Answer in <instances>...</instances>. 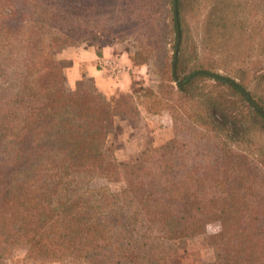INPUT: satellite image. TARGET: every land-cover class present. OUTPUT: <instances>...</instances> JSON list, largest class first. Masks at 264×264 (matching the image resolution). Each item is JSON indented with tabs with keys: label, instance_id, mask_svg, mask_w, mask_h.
<instances>
[{
	"label": "trees",
	"instance_id": "obj_1",
	"mask_svg": "<svg viewBox=\"0 0 264 264\" xmlns=\"http://www.w3.org/2000/svg\"><path fill=\"white\" fill-rule=\"evenodd\" d=\"M192 24L215 48L244 27L232 0H0V242L24 246L26 264H163L165 245H190L212 222L207 264H264V96L243 67L232 75L205 63ZM100 34L108 44L132 37L136 65L161 51L159 91L139 89L179 107L191 138L119 161L108 135L117 117L139 115L137 99L107 98L85 75L68 89L53 58ZM97 177L120 190L93 196ZM179 261L202 258L193 246L170 264Z\"/></svg>",
	"mask_w": 264,
	"mask_h": 264
},
{
	"label": "rangeland",
	"instance_id": "obj_2",
	"mask_svg": "<svg viewBox=\"0 0 264 264\" xmlns=\"http://www.w3.org/2000/svg\"><path fill=\"white\" fill-rule=\"evenodd\" d=\"M239 4V14L243 16L244 27L233 34V37L222 40V44L215 48V38L212 46L205 47L203 34L200 28L194 27V34L198 50L202 60L205 63L217 65L222 73H232L237 75L240 73L239 68L243 67L242 73L245 81L256 92L264 96V5L262 0H232ZM137 7V5H136ZM157 10V15H161V9L155 5L150 8ZM191 23L196 24L193 20L196 16L191 15ZM158 17L154 19L156 24L159 23ZM228 39V40H227ZM110 38L107 34H100L99 38L92 44L95 46H112L115 50H122L128 56L130 61L135 66L144 67L146 74L143 78H133L131 88L129 90H117L110 94L102 93L95 86L91 78H87L88 83L105 97L110 98L113 95L123 93H132L137 99L139 105V115L134 118L117 117L116 129L108 135L107 145L110 150L115 153L119 161H129L135 157L142 149L146 147L160 146L174 137L191 138L194 134L193 128L189 123L187 115L177 106H170L168 109L161 108L158 103L153 102L154 98L145 95L144 91L139 87H146L153 91H159L160 77L157 73L156 64L152 60H158L157 57L161 51L157 49L152 50L151 63L149 64H135L133 62L132 54L137 50L136 41L133 38L119 39L108 44ZM87 42H80L73 46H82ZM153 45V44H152ZM155 45V44H154ZM70 47V46H67ZM65 47V48H67ZM63 48L55 50L53 58L58 61L59 66L63 68L65 75V83L68 89H74L76 82H71L67 78V65L69 60H59L57 52ZM162 57V54L160 55ZM221 65V66H219ZM80 80V79H79ZM217 96L222 101L223 106L231 108L234 106V98L228 94L221 93L222 90L216 87ZM122 183L111 182L104 178L97 177L89 183L91 193L97 197L101 194L117 192L120 190ZM93 206V201H90ZM113 214H117V218H121L126 213V209L118 208L113 210ZM114 216V215H113ZM115 217V216H114ZM220 228L219 223H209L203 232L193 239L190 245L186 243H173L165 245L164 252L165 263L170 264V260L176 256L183 254L184 248L191 249L195 246L198 249L202 262L200 264L209 263L214 257V250L208 247L207 242L212 233H215ZM194 243V244H193ZM193 244V245H192ZM176 250V255H171V250ZM25 254V247L22 245L9 246L0 242V264H26L23 260ZM59 264V263H49ZM177 264V262H175ZM179 264H183L179 261Z\"/></svg>",
	"mask_w": 264,
	"mask_h": 264
},
{
	"label": "crops",
	"instance_id": "obj_3",
	"mask_svg": "<svg viewBox=\"0 0 264 264\" xmlns=\"http://www.w3.org/2000/svg\"><path fill=\"white\" fill-rule=\"evenodd\" d=\"M57 58L70 61L66 70L69 81L76 82L85 75L105 94L129 90L135 76L143 78V74H146L144 67L135 66L125 52L115 50L110 45L102 48L70 46L59 50ZM106 60L110 63L104 65Z\"/></svg>",
	"mask_w": 264,
	"mask_h": 264
},
{
	"label": "built area",
	"instance_id": "obj_4",
	"mask_svg": "<svg viewBox=\"0 0 264 264\" xmlns=\"http://www.w3.org/2000/svg\"><path fill=\"white\" fill-rule=\"evenodd\" d=\"M110 62H108V60L104 61V65L109 64Z\"/></svg>",
	"mask_w": 264,
	"mask_h": 264
}]
</instances>
